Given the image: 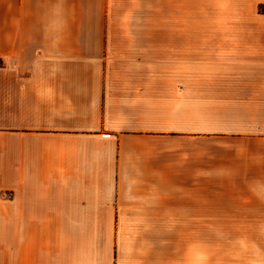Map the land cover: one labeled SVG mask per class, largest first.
<instances>
[{"label":"crops","instance_id":"1","mask_svg":"<svg viewBox=\"0 0 264 264\" xmlns=\"http://www.w3.org/2000/svg\"><path fill=\"white\" fill-rule=\"evenodd\" d=\"M199 197H264V0H0V264H200Z\"/></svg>","mask_w":264,"mask_h":264},{"label":"rangeland","instance_id":"2","mask_svg":"<svg viewBox=\"0 0 264 264\" xmlns=\"http://www.w3.org/2000/svg\"><path fill=\"white\" fill-rule=\"evenodd\" d=\"M264 238V197H199L200 264H249L243 237Z\"/></svg>","mask_w":264,"mask_h":264}]
</instances>
